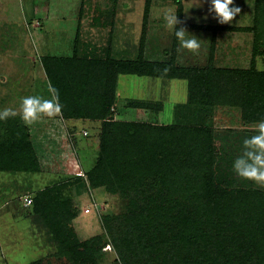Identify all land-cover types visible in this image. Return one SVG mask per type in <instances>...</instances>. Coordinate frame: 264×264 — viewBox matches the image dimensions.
<instances>
[{
	"label": "rangeland",
	"instance_id": "rangeland-1",
	"mask_svg": "<svg viewBox=\"0 0 264 264\" xmlns=\"http://www.w3.org/2000/svg\"><path fill=\"white\" fill-rule=\"evenodd\" d=\"M234 4L240 12L221 24L211 16L204 18L207 0H0V109L14 108L18 113L0 121V147L10 152V132L23 127L36 163V171L0 168V264H78L72 256L59 254L53 234L33 212V205H23L24 196H30L34 204L35 195L51 187L60 188L58 198L67 200L74 217L65 225L77 242L88 245L85 255H93L90 264H179L182 256L189 258L174 233L167 230L156 240L158 245L151 244L152 248L145 250L141 248L147 242L142 237V244L133 245L135 256L121 246L119 238L124 233L134 239L127 221L134 215L140 219V214L151 213L176 234L179 229L170 215L175 216L178 207L168 212L164 191L158 198V202L163 201L162 209L154 210L150 180L140 182L139 188L127 195L86 186V174L99 155L101 121L75 115L63 118L60 112L56 116L41 114L28 124L20 118L19 105L27 95L51 98V83L60 96L63 90L62 96L69 94L62 97L63 111L76 114L73 110L82 100L78 89L82 87L75 82L68 86L67 68L55 69L74 53L97 61L142 58L182 68L202 69L211 63L218 69L247 71L254 67L264 71V56L254 51L264 44V0H234ZM185 11L188 15L183 17ZM171 14H176V27L183 28L186 37H196L198 48L181 45L166 22ZM51 57L54 59L46 66L56 75L49 78L45 64ZM117 80L112 104L115 111H110L113 121L163 126L191 120L193 113L179 107L188 100L186 81L132 75H121ZM132 103L151 107L133 108ZM201 110L202 123L212 128L216 145L227 154L216 175L235 195L263 198L264 186L240 178L231 167L242 141L256 134L258 122H244L237 106ZM233 236L237 234L225 232L220 241ZM232 246L228 243L224 249L228 252ZM211 252L215 254V249Z\"/></svg>",
	"mask_w": 264,
	"mask_h": 264
},
{
	"label": "trees",
	"instance_id": "trees-1",
	"mask_svg": "<svg viewBox=\"0 0 264 264\" xmlns=\"http://www.w3.org/2000/svg\"><path fill=\"white\" fill-rule=\"evenodd\" d=\"M254 51L264 56V44ZM51 59L54 58L46 60L45 66ZM61 63L63 65L57 64L55 69L67 68L65 71L71 80L68 86L75 82L82 87L78 88L82 100L73 110L76 114H69L62 107L63 118L75 115L79 119L102 122L97 163L86 177L83 176L86 186L127 195L139 188L140 182L150 180L154 189L151 198L156 203L154 210L162 209L163 201L158 202V198H162L164 191L169 202L168 212L178 207L175 216L170 215L179 229L176 234V230H168L166 224H161L151 213L140 214V219L134 215L127 220L134 232L129 234L134 235V239L130 240L124 233L119 240L131 256H135L133 245L142 244V237L147 242L141 248L145 250L152 248L151 244L158 245L156 240L167 230L174 233L189 255V258L182 256L179 264H264V197L235 195L216 175L227 154L216 145L212 128L201 121V108L216 106L239 107L246 123L264 118V71L254 67L247 71L218 69L211 63L202 69L182 68L142 58L121 61L106 57L97 61L79 58L76 53L62 59ZM49 69L46 66L49 78L54 77L56 74L49 73ZM121 75L186 81L188 100L179 107L193 113L191 120L163 126L113 121L110 118V110L114 108L113 91ZM64 93L63 90L62 95ZM62 95L63 105L62 97H69V94ZM131 107L151 106L132 103ZM10 133L8 140L13 141L12 149L7 153L0 147V168L36 171L26 129L15 127ZM59 189L51 187L38 192L34 204L32 199L33 212L53 234L60 255L72 256L78 264H90L93 255H85L88 245L77 242L73 231L65 225L74 216L67 207V200L58 198ZM225 232L237 236L220 241ZM228 243L234 246L227 252L224 246ZM213 248L215 254L211 252Z\"/></svg>",
	"mask_w": 264,
	"mask_h": 264
},
{
	"label": "clouds",
	"instance_id": "clouds-1",
	"mask_svg": "<svg viewBox=\"0 0 264 264\" xmlns=\"http://www.w3.org/2000/svg\"><path fill=\"white\" fill-rule=\"evenodd\" d=\"M209 5L205 19L209 16L218 23L224 24L240 12V8L235 6L234 0H207ZM167 24L172 28L174 35L180 41L181 45L187 48L195 49L199 47L195 36L186 37V31L183 28H177L178 24L176 14L166 17ZM49 99L39 95H27L20 100L19 115L21 120L31 124L37 121L41 114L56 116L62 110L59 90L49 83ZM17 110L14 108L0 109V121L9 117L17 116ZM233 172L242 179L254 181L264 186V118H261L257 124L256 134L245 138L241 143V152L235 156L231 164Z\"/></svg>",
	"mask_w": 264,
	"mask_h": 264
},
{
	"label": "built area",
	"instance_id": "built-area-1",
	"mask_svg": "<svg viewBox=\"0 0 264 264\" xmlns=\"http://www.w3.org/2000/svg\"><path fill=\"white\" fill-rule=\"evenodd\" d=\"M111 112H114L115 111V109H113V108H111V110H110ZM80 175L83 177L84 175L83 174H81L80 173ZM32 204V198L30 197V196H24L23 197V205L25 206V207H27V206H29V205H31ZM90 210H85V212L86 213H88Z\"/></svg>",
	"mask_w": 264,
	"mask_h": 264
},
{
	"label": "crops",
	"instance_id": "crops-1",
	"mask_svg": "<svg viewBox=\"0 0 264 264\" xmlns=\"http://www.w3.org/2000/svg\"><path fill=\"white\" fill-rule=\"evenodd\" d=\"M183 9H184V8H183ZM187 15H188V12H187V11L184 12V15H183V12H182V16H183V17H186ZM177 49H178V47H177ZM154 62H159V61L154 60Z\"/></svg>",
	"mask_w": 264,
	"mask_h": 264
}]
</instances>
